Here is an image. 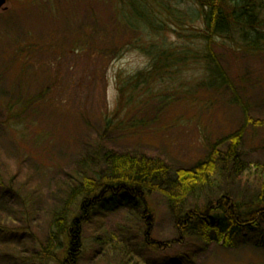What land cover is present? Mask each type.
Returning a JSON list of instances; mask_svg holds the SVG:
<instances>
[{"label":"rangeland","instance_id":"obj_1","mask_svg":"<svg viewBox=\"0 0 264 264\" xmlns=\"http://www.w3.org/2000/svg\"><path fill=\"white\" fill-rule=\"evenodd\" d=\"M161 1L174 17L162 12L168 28L156 31L125 25L122 0H10L0 11V264H37L29 256L48 239L50 211L96 145L190 169L244 127L245 159L264 164V52L213 46L225 85L203 65L135 80L151 70L148 47L179 48L181 29L190 35L201 27L184 16L188 1L148 4L160 11ZM149 204L150 241L170 248L146 245L143 223L126 218L131 207L107 203L83 226L80 264H264L255 238L234 248L173 242L179 233L165 200L153 195ZM124 225L133 260L96 242Z\"/></svg>","mask_w":264,"mask_h":264},{"label":"trees","instance_id":"obj_2","mask_svg":"<svg viewBox=\"0 0 264 264\" xmlns=\"http://www.w3.org/2000/svg\"><path fill=\"white\" fill-rule=\"evenodd\" d=\"M148 1L122 0L128 13V17L124 16L125 25L130 29L165 30L168 26L162 12L169 17L174 14L167 12L171 9L163 1L157 3L160 11ZM183 1L189 4L184 16L201 22V27L194 28L190 35L181 29L185 40L179 48L164 42L148 47L151 70L137 75L135 80L147 84L156 78L167 79L189 65H203L212 78L225 85L226 74L213 46L231 44L244 52H264V0ZM156 13L161 16L160 24L156 23ZM191 41L197 46H191ZM244 116L247 121L252 120L247 113ZM244 139L242 127L212 145L205 159L190 169L176 168L162 157L119 153L96 145L63 185L59 203L50 211L48 239L29 258L37 264H50L51 260L80 264L83 226L98 207L102 209L107 203L131 207L126 218L143 223L140 228L144 229L146 245L161 250L170 248L173 243L150 241L154 211L149 199L153 195L165 200L174 219L179 233L175 243H189L190 239L207 247L217 242L234 248L240 240L255 238L256 245L263 246L264 164L245 159ZM119 228L118 232L100 235L96 242L103 250L106 247L107 251L132 259L133 250L126 241L127 225ZM172 264L183 261L177 259Z\"/></svg>","mask_w":264,"mask_h":264},{"label":"water","instance_id":"obj_3","mask_svg":"<svg viewBox=\"0 0 264 264\" xmlns=\"http://www.w3.org/2000/svg\"><path fill=\"white\" fill-rule=\"evenodd\" d=\"M9 1H10V0H0V10H1V9L6 10V9H7L6 5H7V3H8Z\"/></svg>","mask_w":264,"mask_h":264}]
</instances>
